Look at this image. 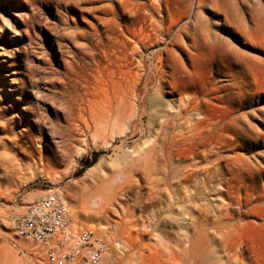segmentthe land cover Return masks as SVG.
I'll list each match as a JSON object with an SVG mask.
<instances>
[{"label":"rangeland","instance_id":"rangeland-1","mask_svg":"<svg viewBox=\"0 0 264 264\" xmlns=\"http://www.w3.org/2000/svg\"><path fill=\"white\" fill-rule=\"evenodd\" d=\"M14 2L16 1L0 0V96L16 98L14 92H11L14 85L10 84V77L18 79L23 71L27 82L26 97L34 105L38 102L40 107H43L46 123L48 122L47 125L44 123L37 126L33 131L34 135L41 137L38 147L43 154L59 153L60 165L54 169L56 179L37 175L31 179H28V176L17 178L12 184L2 182L0 220L9 225L11 235H4L0 230V246L3 247L7 258H16L17 264H51L47 246L17 238L11 220L15 215L24 213L34 200L46 195L48 191H53L54 194H62L63 198L78 208L81 219L75 220L73 216V225H76L71 226L72 229H77L76 234L85 229L94 230L105 239L107 253L112 248L114 239L122 237L124 220L112 211L102 216L99 207L92 208L85 203L99 194L104 182L112 183L114 178L122 175L123 172L120 171H127V168L123 167V153L130 155L126 152L132 151L138 144L147 143V139H152L151 137L153 142H161L162 137L158 129L160 120L157 117H162L163 121L168 115V109L163 103L157 113L148 111L142 120H135L138 125L133 124L122 135L119 134L121 121V124H112L113 128L109 127L108 130L99 126L96 138L94 130L91 132L94 139H80L79 142L65 147V144L61 143L62 127L56 122L60 118L69 117V110L64 111L65 106L61 105V100H54L50 96L43 98V94L36 92L30 79L35 76L42 80L50 69H58L63 66L65 59H68L59 53L61 49L66 50V47H60L56 32L71 30L81 36L89 35L94 24H100V21L95 20L96 14L90 11L91 7L102 6L106 2L91 6H81L79 3L80 8L75 6L74 10L66 13L62 0H42L43 4L37 11H27L29 14L37 13V23L32 38L22 42L19 40L22 34H25L22 31L24 28L15 23L21 20V8L15 6ZM204 2L196 15V0H164V44L147 50L142 49V52L147 57V70L158 68L160 73H163L164 101L175 105L179 98L187 96H194L202 101L204 121H201L194 131L207 133L205 140L213 139L223 149L222 156L229 167L225 188L235 196V214L238 215L241 205L242 210L246 212L243 220L236 222L233 237L246 248L240 264H264V204L255 202L264 185V0ZM29 7L32 8L31 5ZM3 17H6L8 22L4 21ZM101 17L109 18L106 15ZM64 21H67L70 28L67 31L62 24ZM173 25L177 26L168 30ZM51 27H54L52 33ZM44 30L48 33L41 42L38 35ZM110 34V40L104 39L98 48L101 70L95 71L94 66L86 60L85 67L68 73L69 91L73 93L78 87L91 101L95 99L99 104L110 87L109 78L102 70L103 66L108 65L109 57L113 59L125 51L118 40L120 32H110L108 35ZM174 36L178 39L177 44H171ZM111 39L116 41L111 42ZM110 48L115 50L111 51ZM46 50L52 53V59ZM117 60L120 61L119 58L116 62ZM43 82L44 80L41 81L42 89L45 88ZM138 103L141 106L142 100ZM24 108L19 106L18 117L33 120L38 115L27 116ZM67 124L65 120L61 123L62 126ZM22 127L17 124V130ZM112 130L115 132L112 133ZM40 132H43V135H40ZM75 151H80V154L77 155L78 152ZM37 158L36 155L26 161L34 163ZM211 199L220 203L227 201V196L211 193ZM133 215L138 219L139 225H143L148 212L134 208ZM159 231L157 234L163 241L174 240L175 228L172 230L168 226H160ZM150 238L146 236L143 243L150 242ZM26 244L36 246L37 253L29 252L25 248ZM69 248L70 245H67L64 250ZM143 255L145 260L149 252L143 251ZM105 257L106 254L100 264L104 263Z\"/></svg>","mask_w":264,"mask_h":264},{"label":"bare ground","instance_id":"bare-ground-1","mask_svg":"<svg viewBox=\"0 0 264 264\" xmlns=\"http://www.w3.org/2000/svg\"><path fill=\"white\" fill-rule=\"evenodd\" d=\"M15 1L13 4L21 8L19 12L21 16L18 14L21 20L15 23L24 28L22 31L25 34H22L19 40L22 42L32 38L37 23V13L29 14L27 11H37L43 2L42 0ZM62 1L66 13L74 10L75 6L80 8L81 4L90 6L95 3L106 2V4L91 7L90 11L96 14L95 20L100 21V24H94L93 31L89 32V35L81 36L71 30L70 32L55 30L60 47H66V50L61 49L59 53L62 57L67 56L68 59H65L63 66L59 65L58 69H50L42 80H38L35 76H31L30 79L36 92L43 94V98L50 96L54 100H61V105L65 106L64 111L69 110V117L60 118L56 122L63 130L61 143L66 147L73 142H79L80 139L93 137V134L95 137L99 126L104 130L109 127L111 129L114 126L112 124L121 121L122 124H118L121 127L118 131L122 135L133 124H137L135 120H142L148 111L157 113L163 103L168 109V115L163 121H161L162 117H157L160 120L158 129L162 137L161 142H153L151 137L152 139H147V143L138 144L132 151L126 152L130 155L123 153V167L127 168V171H120L123 172L122 175L117 179L114 178L112 183L104 182L99 194L85 203L92 208L99 207L102 216L112 211L124 220V233L122 237L114 239L103 264H240L246 248L233 237L236 222L242 221L246 212L242 210L241 205L238 215L235 214L233 209L235 196L225 188L226 172L229 171V167L225 163V157L222 156L223 149L213 139L205 140L207 133L194 131L200 122L204 121V105L194 96L181 97L175 105L164 101L163 73H160L158 68L147 70L145 64L147 57L142 51L164 44V0ZM204 3V0H196V15L199 14ZM101 15L109 18L104 19ZM5 18L3 17L4 21L8 22ZM67 21L62 22L66 31L69 28ZM176 26L173 25L168 30ZM53 28H50L51 33L54 31ZM45 31L38 35L41 42L48 33ZM110 32H120L118 40L125 51H119L123 53L121 56L115 54V58H119L120 61L116 62L115 58L109 57L108 65L103 66L102 70L109 78L110 87L99 104L95 99L93 100L97 103L91 101L78 87L73 93L70 92L68 73L85 67L86 60L94 66L95 71L99 70L98 48L104 39H109L112 34L108 35ZM174 37L171 44L178 42L176 36ZM262 39L264 48V34ZM114 40L111 39V42ZM46 53L52 59V53L49 50H46ZM43 80L45 88L42 89ZM10 84L14 85L11 92H14L16 98L0 96V120H2L0 121V189L3 181L12 184L17 178L23 179L25 176H28V179L37 175L51 180L56 179L53 173L60 165L58 157L60 154H43L38 147L41 137H37L33 132L37 126L47 121L43 107H40L38 102L34 105L26 97L27 82L23 71L18 79L10 77ZM141 100L142 104L140 103L139 106L138 102ZM19 106L25 107L24 112L27 116L38 115L33 120L18 117ZM63 120L68 122L66 126L61 125ZM17 124L25 128L17 130ZM113 132L115 131L112 130ZM40 135H43V132H40ZM80 151L75 153L78 152L76 154L79 155ZM36 155L38 158L34 163L26 161ZM262 188V193L255 198L256 203L264 204V185ZM211 193L218 196L226 195L227 201L220 203L212 201ZM47 194L54 192L48 191ZM56 196L62 199L71 214L73 213L72 223L68 228L69 236L65 239L61 238L66 242V246H69L77 231L71 228L73 216L75 220H80L81 214L74 203L63 198L62 194L58 193ZM134 208L148 212L143 225H139L138 219L133 215ZM160 226H168L172 230L175 228L173 241L162 240L157 234ZM0 230L4 235H11L9 225L1 220ZM146 236L151 237L150 242L143 243ZM25 248L29 252L37 253L36 246L26 244ZM146 250L149 255L143 260V251ZM0 264H17L16 258H7L1 246Z\"/></svg>","mask_w":264,"mask_h":264},{"label":"built area","instance_id":"built-area-1","mask_svg":"<svg viewBox=\"0 0 264 264\" xmlns=\"http://www.w3.org/2000/svg\"><path fill=\"white\" fill-rule=\"evenodd\" d=\"M72 214L65 202L56 194H46L34 200L24 213L11 220L17 238L47 246L51 264H100L106 254L105 239L92 229H85L72 238L69 249L64 250L69 236Z\"/></svg>","mask_w":264,"mask_h":264}]
</instances>
